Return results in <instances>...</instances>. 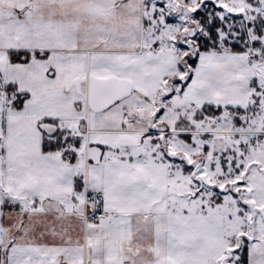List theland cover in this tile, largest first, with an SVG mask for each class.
<instances>
[{"label": "snow or ice", "instance_id": "6c2138e0", "mask_svg": "<svg viewBox=\"0 0 264 264\" xmlns=\"http://www.w3.org/2000/svg\"><path fill=\"white\" fill-rule=\"evenodd\" d=\"M0 264H264V0H0Z\"/></svg>", "mask_w": 264, "mask_h": 264}]
</instances>
